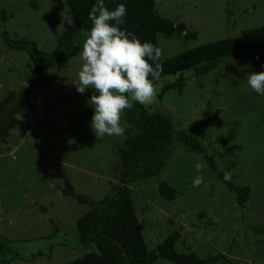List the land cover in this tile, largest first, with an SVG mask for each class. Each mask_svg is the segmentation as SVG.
I'll use <instances>...</instances> for the list:
<instances>
[{"label": "rangeland", "instance_id": "rangeland-1", "mask_svg": "<svg viewBox=\"0 0 264 264\" xmlns=\"http://www.w3.org/2000/svg\"><path fill=\"white\" fill-rule=\"evenodd\" d=\"M155 9L160 17L185 24L186 33L197 34L190 40L185 32L158 34L160 62L264 24V0H155ZM1 10L7 21L0 23V32L32 40L45 53L73 26L64 0H0ZM81 67L80 55L57 72L53 65L41 76L55 78L53 85L46 89L48 81H40L33 88L31 58L8 49L0 37V100L10 90L26 89L30 97L26 112L16 115L7 143L0 140V243L24 260L8 264H66L95 250L78 243L76 222L88 206L65 195L63 182L68 180L76 193L92 200L108 195L117 182V150L130 125L121 120L123 136L98 139L89 122L76 127L61 146L62 137L54 130L71 126L90 107L87 101L94 94L93 89L83 94L76 90ZM250 72H264V49L153 80L158 95L180 76L185 85L161 99L157 95L156 102L144 108L168 116L175 131L195 135L214 156L219 172H231L230 182L249 187L250 193L245 204L238 205L201 155L173 141L157 177L128 185L147 250L180 229L178 253L194 252L201 259L226 256L216 264H264V96L248 85ZM198 162L206 164L199 172ZM198 176L203 183L193 187ZM159 181L177 191L173 200L159 196ZM154 264L172 263L159 258Z\"/></svg>", "mask_w": 264, "mask_h": 264}, {"label": "trees", "instance_id": "trees-1", "mask_svg": "<svg viewBox=\"0 0 264 264\" xmlns=\"http://www.w3.org/2000/svg\"><path fill=\"white\" fill-rule=\"evenodd\" d=\"M64 1L73 26L59 35L51 52L40 51L37 44L27 38H12L5 30L0 32V37L8 49L24 52L31 58L35 72L31 83L33 88L39 87L40 81H48L46 89L53 85L55 78L41 76L53 65L56 66L57 72L80 55L92 26L88 16L96 0ZM104 3L110 11L115 10L119 4L126 6L125 23L119 27L131 34L130 38L135 36L142 43L149 42L157 46L158 34L171 36L175 33H186L185 24H174L157 14L155 0H104ZM6 21V12L1 10L0 23ZM196 35L195 32L186 33L185 38L195 39ZM253 49H264V24L244 30L236 37L202 44L163 62L158 61L162 66L159 78ZM184 83V78L180 76L172 83L164 85L158 99L170 90H180ZM29 98L27 90L23 89L10 90L0 100V140L3 143H7L10 132L17 125L16 115L26 112L25 104ZM93 114V108L90 106L75 117L71 126L54 130L55 135L62 137V147L75 134L76 127L91 122ZM122 120L130 125V130L117 150L120 167L117 170V182L111 187L110 193L100 200H92L86 195L76 193L68 180L63 182L65 195L88 206V211L76 222L78 243L83 248L93 246L95 249L66 264H154L159 258L172 264H216L222 260L226 261L227 258L222 253L201 259L194 252H176L175 244L181 237L180 229L170 233L154 250H147L128 185L157 177L164 167V155L170 144L178 141L190 152L203 157L209 169L223 182L228 191L235 195L238 205L243 206L247 201L249 187L234 186L230 181H225L224 175L217 168L214 156L207 153L195 135L187 131H175L168 116L158 112L149 113L143 105L134 102L131 109L124 111ZM232 148L227 150L230 152ZM157 192L161 198L168 201L173 200L177 194L165 181L158 182ZM13 260L23 258L0 243V263L8 264Z\"/></svg>", "mask_w": 264, "mask_h": 264}, {"label": "clouds", "instance_id": "clouds-1", "mask_svg": "<svg viewBox=\"0 0 264 264\" xmlns=\"http://www.w3.org/2000/svg\"><path fill=\"white\" fill-rule=\"evenodd\" d=\"M126 14L124 4L110 11L104 0H96L88 16L92 26L82 46V67L74 84L81 94L87 89L94 90L87 104L93 108L90 127L98 139L123 136L124 111L131 109L134 102L150 106L158 95L153 80H158L162 71L158 62L162 50L152 43H142L135 36L130 38L131 34L119 27L125 23ZM247 82L253 91L264 96V72H250ZM205 166L204 162H198L196 170L199 172ZM231 177V172H225V181ZM202 183L203 177L198 176L193 187Z\"/></svg>", "mask_w": 264, "mask_h": 264}]
</instances>
